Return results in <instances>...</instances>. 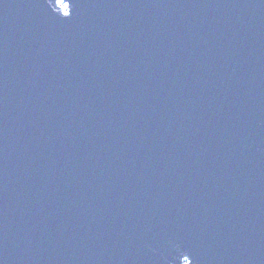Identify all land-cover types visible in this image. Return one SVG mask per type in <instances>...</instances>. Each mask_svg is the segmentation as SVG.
Wrapping results in <instances>:
<instances>
[{
	"label": "water",
	"instance_id": "obj_1",
	"mask_svg": "<svg viewBox=\"0 0 264 264\" xmlns=\"http://www.w3.org/2000/svg\"><path fill=\"white\" fill-rule=\"evenodd\" d=\"M0 264H264V0H0Z\"/></svg>",
	"mask_w": 264,
	"mask_h": 264
}]
</instances>
